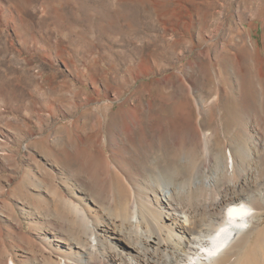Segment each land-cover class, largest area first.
<instances>
[{"label": "rangeland", "instance_id": "374dc122", "mask_svg": "<svg viewBox=\"0 0 264 264\" xmlns=\"http://www.w3.org/2000/svg\"><path fill=\"white\" fill-rule=\"evenodd\" d=\"M256 62L264 69V0H0V264H104L110 246L124 244L108 239L113 231L136 245L161 214L149 164L156 152L175 191H185L177 197L183 210L192 209L202 192H186L196 169L171 144L183 130L180 101L200 102L201 115L194 107L191 118L200 119L201 133L217 132L213 155L225 146L239 161L241 147L252 156L218 187L234 181L249 185L247 196H264V80ZM135 107L144 135L138 127L130 134L151 138V146L130 144L121 130L125 109ZM244 107L255 111L251 120ZM152 128L163 129L167 146ZM95 133L106 171L99 157L91 171L81 159L80 138ZM185 149L200 161L199 145ZM135 198L140 230L127 220ZM250 201L260 218L220 264H241L264 243V197ZM74 205L100 235L87 259L80 248L90 246V234Z\"/></svg>", "mask_w": 264, "mask_h": 264}, {"label": "bare ground", "instance_id": "6f19581e", "mask_svg": "<svg viewBox=\"0 0 264 264\" xmlns=\"http://www.w3.org/2000/svg\"><path fill=\"white\" fill-rule=\"evenodd\" d=\"M255 76H257L259 80H264V69L261 64L258 65L257 63ZM177 78L181 80L182 84H184L181 76ZM106 88L108 89V87ZM225 92L228 94V89ZM176 107L177 108L175 110H177L183 120V126L181 125L183 130L179 142L171 140V144L175 145V147L178 146L177 149L180 148L183 155L187 156L188 159H186L189 163H191L188 167L196 169L192 181L193 186L188 187L186 192L194 187L202 191L201 195L191 201L192 209L183 210L184 205L177 199V197H179L181 193H185V191H175L171 180H168L166 177L172 173L170 168L160 166V158L157 154L158 152L155 153V156L151 155L149 164L150 167L156 164L152 167V169L155 170V181L157 182H152V185L156 191V195L160 198V200H162L160 205L162 216L160 214L159 218H156L153 222L151 221V228L146 227L147 232L145 230L144 232L141 230L140 233H137L138 237H136V245H130V243L126 242L117 232L113 231L110 233V235L107 236L108 239L124 242V244L121 245L116 243L113 244V247L112 245L110 248L108 247V252L105 251L107 253V259H105L106 262L104 264H220L219 262L223 260V257L231 246L242 235L246 234V232L252 228L253 223L260 218L261 213L258 211L259 209H255L249 203L253 197L256 198L259 195L264 197L262 193L251 192L247 196L245 191L247 188L248 190H251L249 189V185L247 187L242 186L238 188L236 187L237 183L234 181H231L222 188L218 187L219 181L223 178H232L233 180L237 175L239 168L246 170L247 165L244 161L252 160V156L250 152H248L247 147H241L240 152L242 157L240 161L235 152L232 151L231 148L227 149L225 146H220L221 152L219 155H213V145L215 146L213 141L216 139L215 134L217 132H212L210 136H207L205 133H201L200 119H195L194 117L191 118V110L194 107L197 109L198 115H201L200 102H193L192 100H186L185 102L180 101L177 103ZM212 107L213 105L210 104L208 108L211 109ZM138 108L135 107L132 109H125V113L128 112L130 114V119L128 120L127 117L121 119V130L125 131V135H127V139L130 144H136V146L139 145L140 147L142 144L143 147L144 145L151 146L153 144V140L151 138L146 139L143 138V136L140 137V135L135 138L132 134H130L133 128L138 127L144 135V128L140 124ZM248 108L244 107L242 109V115L245 119L251 120L253 117L252 115H255V111L251 110L252 108ZM140 109L142 110V108ZM166 123H164V125ZM162 131V128H159V130L157 128L151 129V132H153V134L155 133L159 140H161V144L164 145L166 143V137ZM95 134L92 136L90 141L88 140V142H85V140L80 138L82 149L81 153H83L82 155L84 156L81 159L84 158L83 162H85V168L91 171L93 168L95 170L97 167V157H99L101 159L100 165L102 164L101 169L102 171L103 169L106 171L107 167H105V165H108V163L107 156L103 155L105 152L103 149L104 145L101 144L102 142L99 140L98 134ZM187 144H197L201 147L199 162L198 160H194L193 154L190 150L185 149ZM92 148L100 151V154L95 153ZM149 156L150 155H148V157ZM219 156L220 159L218 158ZM120 178L121 182L124 183V178ZM109 185L106 182L107 191L109 189ZM137 200L139 199L135 198L129 202L128 212L130 216L127 220H129V224L137 225L138 227L140 226V218L142 217L141 207H143V205L140 206ZM74 208L76 218H79V220L84 223L86 229L88 230H86V232H89L90 234L91 244L88 242L90 246L84 249L80 248L81 256L84 258L86 257L87 259L89 254L92 255L93 253H96V250L98 251V246L96 244L100 241V235L97 234L96 225H94V221L92 222L90 219L91 216H89V213L83 211L81 208H78L77 205H74ZM147 219L150 220L149 218ZM80 225L82 224L80 223ZM101 244L102 242L99 245ZM104 247H106L105 244ZM104 247L102 246L103 249H105ZM249 249L248 258L242 263V260H239L240 263L264 264V243H256ZM62 263L77 264L76 262L68 259ZM11 264L15 263L11 261ZM88 264L92 263L88 262Z\"/></svg>", "mask_w": 264, "mask_h": 264}]
</instances>
